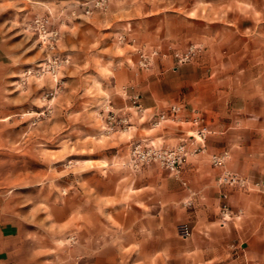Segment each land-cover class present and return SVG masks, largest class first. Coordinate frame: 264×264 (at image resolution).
Returning a JSON list of instances; mask_svg holds the SVG:
<instances>
[{
    "label": "rangeland",
    "instance_id": "rangeland-1",
    "mask_svg": "<svg viewBox=\"0 0 264 264\" xmlns=\"http://www.w3.org/2000/svg\"><path fill=\"white\" fill-rule=\"evenodd\" d=\"M97 2L0 0V185L40 264H170L200 204L160 174L213 172L220 228L264 188V0ZM138 142L191 154L135 168Z\"/></svg>",
    "mask_w": 264,
    "mask_h": 264
},
{
    "label": "crops",
    "instance_id": "crops-1",
    "mask_svg": "<svg viewBox=\"0 0 264 264\" xmlns=\"http://www.w3.org/2000/svg\"><path fill=\"white\" fill-rule=\"evenodd\" d=\"M202 152L203 150L193 153L192 156L196 157ZM214 175L213 172H182L181 182H178L169 177L163 181L160 174L162 189L169 186V183H182L184 195L195 194V200L200 204L192 219L196 225L191 238L192 244L188 248L178 249L176 259L170 264H264V188L249 193L230 191L229 203L232 210L243 220L240 223L233 220L228 222V227L226 223L220 228L214 215L220 203V189ZM151 184L152 180L149 179L140 185L134 180L131 188L136 194L145 192L146 195V189ZM144 202L147 203L146 197ZM149 241L148 239L145 244L148 263L152 250L148 248L152 247ZM246 254L251 258H246ZM39 262L15 207L0 185V264H40ZM162 264H165L164 260Z\"/></svg>",
    "mask_w": 264,
    "mask_h": 264
},
{
    "label": "built area",
    "instance_id": "built-area-1",
    "mask_svg": "<svg viewBox=\"0 0 264 264\" xmlns=\"http://www.w3.org/2000/svg\"><path fill=\"white\" fill-rule=\"evenodd\" d=\"M102 1L104 0H98L96 5H101ZM86 12L90 13L91 8H88ZM179 110L180 107L176 105L170 108V111L172 113H177ZM165 116V113H163L161 115V119L165 118ZM198 135L200 139H203L205 137V134L202 130L198 131ZM190 154L191 151L189 150L186 143H181L173 148H158L152 144L149 145L143 142H138L134 145L131 151V164L135 168H139L143 165L157 162L161 164V166L170 169L171 171L179 172ZM228 156V150H224L220 154H214L212 156L213 163L217 166H222L228 159ZM228 175L230 184L242 182V180L238 179L237 176L228 174V172L226 174V178H228ZM183 234H189V230L187 227H184Z\"/></svg>",
    "mask_w": 264,
    "mask_h": 264
},
{
    "label": "clouds",
    "instance_id": "clouds-1",
    "mask_svg": "<svg viewBox=\"0 0 264 264\" xmlns=\"http://www.w3.org/2000/svg\"><path fill=\"white\" fill-rule=\"evenodd\" d=\"M254 251V250H253ZM246 258H251L250 256H248V254H246Z\"/></svg>",
    "mask_w": 264,
    "mask_h": 264
}]
</instances>
